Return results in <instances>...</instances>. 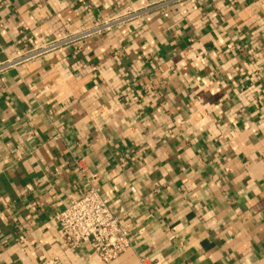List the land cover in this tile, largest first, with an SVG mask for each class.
Segmentation results:
<instances>
[{
	"label": "crops",
	"instance_id": "1",
	"mask_svg": "<svg viewBox=\"0 0 264 264\" xmlns=\"http://www.w3.org/2000/svg\"><path fill=\"white\" fill-rule=\"evenodd\" d=\"M3 64L0 264H105L60 243L88 184L107 264H264V0H0Z\"/></svg>",
	"mask_w": 264,
	"mask_h": 264
},
{
	"label": "built area",
	"instance_id": "2",
	"mask_svg": "<svg viewBox=\"0 0 264 264\" xmlns=\"http://www.w3.org/2000/svg\"><path fill=\"white\" fill-rule=\"evenodd\" d=\"M119 20L122 19L100 23L84 34L108 30ZM74 37L67 36L44 44L24 57H35L45 52L54 51L72 43L75 40ZM6 68L7 64L0 65V72ZM56 221L62 245L72 249L88 246L105 264L117 259L133 245L130 231L122 224L120 217L114 213L109 200L103 198L92 184H88L80 196L73 199L65 209L58 213ZM141 261L143 264L167 263L158 254L142 257Z\"/></svg>",
	"mask_w": 264,
	"mask_h": 264
}]
</instances>
